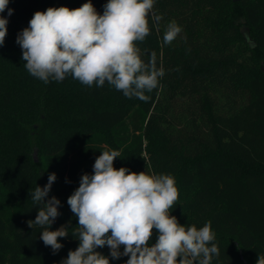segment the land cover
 <instances>
[{
	"label": "trees",
	"instance_id": "obj_1",
	"mask_svg": "<svg viewBox=\"0 0 264 264\" xmlns=\"http://www.w3.org/2000/svg\"><path fill=\"white\" fill-rule=\"evenodd\" d=\"M86 2L9 0L13 14H0L9 21L0 47V264H61L78 247L72 230L56 254L44 245L42 229L27 223L38 211L30 192L55 173L49 196L61 215L50 230L75 228L67 199L104 150L121 152L116 169L174 176L171 215L198 229L211 222L220 252L212 264H256L264 254V0H156L162 19L157 27L149 17L151 32L137 42L142 59L155 53L165 72L148 102L107 82L45 84L25 69L16 38L33 14ZM92 3L102 14L107 0ZM173 20L182 32L164 45ZM97 251L110 264L128 259Z\"/></svg>",
	"mask_w": 264,
	"mask_h": 264
},
{
	"label": "clouds",
	"instance_id": "obj_2",
	"mask_svg": "<svg viewBox=\"0 0 264 264\" xmlns=\"http://www.w3.org/2000/svg\"><path fill=\"white\" fill-rule=\"evenodd\" d=\"M155 2L107 0L102 14L92 0L76 9L61 6L36 11L16 38L25 69L45 84L50 80L63 82L69 76L88 87H103L107 82L126 98L148 102L146 93L159 86L165 72L157 67L155 53L147 62L142 59L137 42H143L151 32L149 17L157 27L162 19L153 12ZM8 4L9 0H0V14H13ZM8 23L0 15V47L5 43ZM181 32L176 21L169 22L163 44L170 45ZM100 152L93 174H83L79 187L67 199L78 219L75 228L61 225L50 230L61 215L60 200L48 198L57 179L55 173L49 174L47 184L30 192L38 211L28 226L42 229L40 239L53 254L63 248L59 238L68 237L70 230L79 240L61 264H110L109 256L97 251L105 246L112 259L128 257L126 264H212L213 258L219 257L210 221L198 229L180 224L171 215L179 199L173 175L116 169L114 161L121 152ZM154 229L158 236L153 244ZM256 264H264V254H258Z\"/></svg>",
	"mask_w": 264,
	"mask_h": 264
},
{
	"label": "rangeland",
	"instance_id": "obj_3",
	"mask_svg": "<svg viewBox=\"0 0 264 264\" xmlns=\"http://www.w3.org/2000/svg\"><path fill=\"white\" fill-rule=\"evenodd\" d=\"M179 102V101H178ZM52 196H54L52 193L50 194V196H49V198H51ZM57 220H58V217H57V219L55 220V222L54 223H56L57 222ZM53 223V224H54Z\"/></svg>",
	"mask_w": 264,
	"mask_h": 264
},
{
	"label": "water",
	"instance_id": "obj_4",
	"mask_svg": "<svg viewBox=\"0 0 264 264\" xmlns=\"http://www.w3.org/2000/svg\"><path fill=\"white\" fill-rule=\"evenodd\" d=\"M35 159L37 160V154L35 153ZM55 222V221H54Z\"/></svg>",
	"mask_w": 264,
	"mask_h": 264
}]
</instances>
